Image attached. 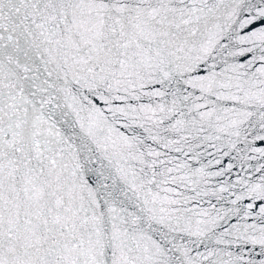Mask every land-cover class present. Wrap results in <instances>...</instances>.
Listing matches in <instances>:
<instances>
[{"label":"snow or ice","instance_id":"6c2138e0","mask_svg":"<svg viewBox=\"0 0 264 264\" xmlns=\"http://www.w3.org/2000/svg\"><path fill=\"white\" fill-rule=\"evenodd\" d=\"M0 264H264V0H0Z\"/></svg>","mask_w":264,"mask_h":264}]
</instances>
